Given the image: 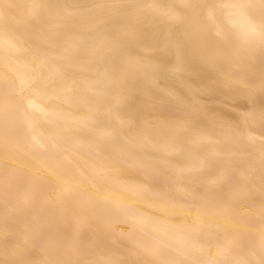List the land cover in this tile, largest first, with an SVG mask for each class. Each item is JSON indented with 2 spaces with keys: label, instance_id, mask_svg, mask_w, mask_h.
<instances>
[{
  "label": "bare ground",
  "instance_id": "1",
  "mask_svg": "<svg viewBox=\"0 0 264 264\" xmlns=\"http://www.w3.org/2000/svg\"><path fill=\"white\" fill-rule=\"evenodd\" d=\"M0 264H264V0H0Z\"/></svg>",
  "mask_w": 264,
  "mask_h": 264
}]
</instances>
